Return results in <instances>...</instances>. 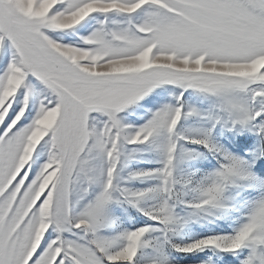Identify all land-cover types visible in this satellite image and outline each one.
I'll return each instance as SVG.
<instances>
[{
  "label": "snow or ice",
  "instance_id": "obj_1",
  "mask_svg": "<svg viewBox=\"0 0 264 264\" xmlns=\"http://www.w3.org/2000/svg\"><path fill=\"white\" fill-rule=\"evenodd\" d=\"M0 264H264V0H0Z\"/></svg>",
  "mask_w": 264,
  "mask_h": 264
}]
</instances>
